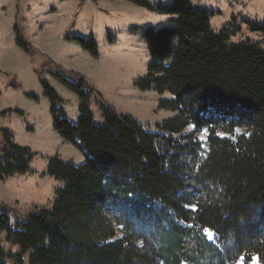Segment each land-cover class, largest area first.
<instances>
[{
	"label": "trees",
	"instance_id": "obj_1",
	"mask_svg": "<svg viewBox=\"0 0 264 264\" xmlns=\"http://www.w3.org/2000/svg\"><path fill=\"white\" fill-rule=\"evenodd\" d=\"M127 1L173 17L170 27L145 32L151 64L139 89L170 93L173 100L159 108L176 116L151 133L100 104L104 125L98 126L87 79L46 65L43 72L79 99L75 125L61 96L39 75L55 132L85 164L50 161L48 175L65 184L51 208L23 215L0 204V234L8 245L0 246V264H264V48L229 44L225 31H211L212 13L188 0L157 8L149 0ZM243 24L264 34V25ZM69 41L99 57L92 39ZM17 45L33 54L22 38ZM236 115L238 121H227ZM189 126L209 133L194 173L201 196L193 210L181 196L180 155L189 146L172 137ZM238 127L245 133L236 134ZM1 134L4 182L27 174L34 154L9 131Z\"/></svg>",
	"mask_w": 264,
	"mask_h": 264
},
{
	"label": "rangeland",
	"instance_id": "obj_2",
	"mask_svg": "<svg viewBox=\"0 0 264 264\" xmlns=\"http://www.w3.org/2000/svg\"><path fill=\"white\" fill-rule=\"evenodd\" d=\"M188 1L195 8L212 13L211 31H225L229 44L249 41L264 48V34L252 33L243 24L246 21L264 25V0ZM172 2L149 0V5L157 8ZM172 19L127 0H0V115L5 113L0 116V148L1 131L7 130L17 145L34 154L27 174L0 181V204L23 215L35 208H51L56 193L65 184L48 175L50 161L58 157L75 166L85 164L82 153L53 128L50 102L41 86L40 74L61 96L67 116L75 125L80 119V103L50 73L43 72L49 63L52 71L79 73L87 79L95 93L90 107L98 126L104 125L100 104L111 107L119 116L136 120L151 133H158L157 125L176 116L159 108L161 101L173 100L170 93L159 95L154 88L139 89L151 64L145 32L170 27ZM18 37L30 47L32 55L18 47ZM73 38L92 39L99 57L92 58L79 44L69 41ZM30 94L37 100L28 98ZM17 110L23 116L16 114ZM239 116L227 121L236 122ZM235 131L239 135L245 133L242 127ZM208 135L207 130L195 132L194 126H189L182 134L172 136L177 144L189 146V151L180 155V162L185 165L181 196L192 210L201 196L195 187L194 173L207 152ZM0 246L8 248L5 233L0 234Z\"/></svg>",
	"mask_w": 264,
	"mask_h": 264
}]
</instances>
